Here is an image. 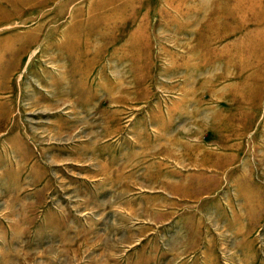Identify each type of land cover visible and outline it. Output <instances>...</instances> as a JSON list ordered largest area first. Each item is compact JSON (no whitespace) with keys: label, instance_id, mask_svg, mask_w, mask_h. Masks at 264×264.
Returning a JSON list of instances; mask_svg holds the SVG:
<instances>
[{"label":"rangeland","instance_id":"374dc122","mask_svg":"<svg viewBox=\"0 0 264 264\" xmlns=\"http://www.w3.org/2000/svg\"><path fill=\"white\" fill-rule=\"evenodd\" d=\"M0 264H264V0H0Z\"/></svg>","mask_w":264,"mask_h":264}]
</instances>
